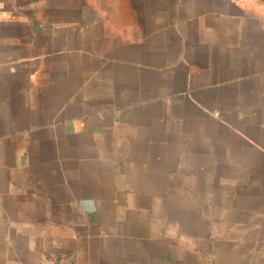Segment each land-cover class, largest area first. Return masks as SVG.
Instances as JSON below:
<instances>
[{
    "label": "crops",
    "instance_id": "crops-1",
    "mask_svg": "<svg viewBox=\"0 0 264 264\" xmlns=\"http://www.w3.org/2000/svg\"><path fill=\"white\" fill-rule=\"evenodd\" d=\"M0 264H264V0H0Z\"/></svg>",
    "mask_w": 264,
    "mask_h": 264
}]
</instances>
